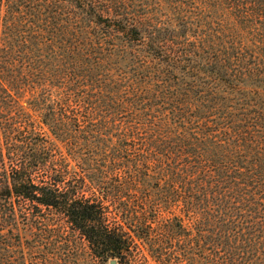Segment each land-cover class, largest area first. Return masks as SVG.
I'll return each instance as SVG.
<instances>
[{
  "label": "trees",
  "instance_id": "obj_1",
  "mask_svg": "<svg viewBox=\"0 0 264 264\" xmlns=\"http://www.w3.org/2000/svg\"><path fill=\"white\" fill-rule=\"evenodd\" d=\"M264 264V0H0V264Z\"/></svg>",
  "mask_w": 264,
  "mask_h": 264
},
{
  "label": "water",
  "instance_id": "obj_2",
  "mask_svg": "<svg viewBox=\"0 0 264 264\" xmlns=\"http://www.w3.org/2000/svg\"><path fill=\"white\" fill-rule=\"evenodd\" d=\"M111 264H117V261L116 260H112Z\"/></svg>",
  "mask_w": 264,
  "mask_h": 264
},
{
  "label": "rangeland",
  "instance_id": "obj_3",
  "mask_svg": "<svg viewBox=\"0 0 264 264\" xmlns=\"http://www.w3.org/2000/svg\"><path fill=\"white\" fill-rule=\"evenodd\" d=\"M155 264V263H154Z\"/></svg>",
  "mask_w": 264,
  "mask_h": 264
}]
</instances>
